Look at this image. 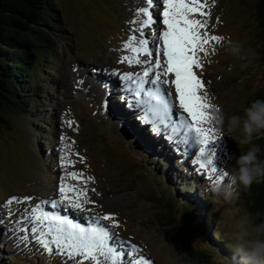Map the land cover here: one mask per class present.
Segmentation results:
<instances>
[{"label": "rangeland", "instance_id": "374dc122", "mask_svg": "<svg viewBox=\"0 0 264 264\" xmlns=\"http://www.w3.org/2000/svg\"><path fill=\"white\" fill-rule=\"evenodd\" d=\"M55 1L61 24L66 28L63 32L68 45L61 50L59 47V56L51 60L53 71L40 82L44 84L42 108L37 110L34 103H29L21 114L8 115V121L0 122V218L4 220L0 224V264H65L59 255L50 256L34 241L21 243L11 230L5 231L11 226L17 229L16 236H23L20 229L25 227L21 221L25 210L40 200L59 199L61 177L66 178L65 182L72 181L67 184L78 189L86 188L91 201L84 205L91 211L78 213L74 210L72 216L77 214L86 225L89 216L114 214L119 222L114 229L115 242L123 241V244L118 243V251L123 252L128 241L141 249L130 256H122L118 264H131L141 255L153 260L154 264H205L197 257L199 240L180 229L186 222L180 221L178 213L174 215L167 209L161 193L162 182L170 185L173 191L177 190L176 194L183 182L189 184L185 193L197 200L201 198L211 180L207 171H199V165L192 163L197 153L188 150L184 155L182 148L168 141L163 131L157 134L152 131L151 124L142 125L140 112L130 110L114 86L107 107L102 109L86 88L88 85L84 84L92 77L87 75L85 67L103 72L114 67L116 70L133 67L142 73L145 65L132 66L127 61L121 62V57L126 54L123 43L132 35L139 38L138 29L146 17L137 9L146 6V0L141 3L140 0ZM259 1L214 0L213 3L208 0L206 11L210 16L197 15V18L207 20L210 35L223 37L219 43L211 42L206 46L207 56L199 53L203 67L196 71L207 82L202 92L207 93L210 103L222 108L226 121L234 114L242 116L257 92H264V65L257 50L261 28L257 14ZM152 11L154 19L157 11L162 13L156 6H152ZM152 32V26L145 29L150 40ZM228 41L239 43L238 54L231 53L226 45ZM155 46H159V41ZM172 77L169 74L168 80ZM162 79L166 77L162 76ZM164 87L175 104L176 119H173L178 120L181 114L187 117L179 108L174 85L169 82ZM110 104L115 107L108 109ZM128 112L131 113L129 117L126 116ZM134 113H138L136 118ZM39 120L48 125L42 130L41 127L29 129L30 124ZM68 120L74 121L73 126L66 123ZM205 126L214 128L210 124ZM62 135L65 137L63 142ZM218 137L214 146H210L216 149L213 164L217 169L234 165V157H239L251 146L240 145L229 135ZM192 138L196 141L194 134ZM62 144L67 145L64 152L74 162L66 168L59 166ZM73 171L83 173V178L77 180L66 175ZM87 177L94 179L85 183ZM191 178L194 180L189 182ZM254 194L257 198L256 191L241 187L231 203L212 194L215 197L212 202L214 225L230 243L241 216L249 211L246 200L249 197L254 200ZM12 196H31L33 199L8 205L7 200ZM178 205L175 202V207ZM45 206V210L54 211L50 203ZM72 216L70 218H74ZM103 223L111 225V221ZM167 226L180 236L185 252L165 235ZM130 251L129 248L125 253Z\"/></svg>", "mask_w": 264, "mask_h": 264}, {"label": "snow or ice", "instance_id": "6c2138e0", "mask_svg": "<svg viewBox=\"0 0 264 264\" xmlns=\"http://www.w3.org/2000/svg\"><path fill=\"white\" fill-rule=\"evenodd\" d=\"M152 6L162 9V13L157 11L156 19L153 18ZM208 7V0H146V6L137 9L146 17L138 29L139 38L132 35L123 43V48L129 50L132 55L121 57V62L127 61L130 65L143 64L145 67L142 73L124 72L117 75L123 82L121 99L130 109L140 112L139 119L151 124L153 132L159 134L163 131L168 141L177 145L184 144L186 146L183 150L184 155L188 154L191 138L193 134L195 135L200 147L197 158L192 163L199 165V171H207L210 180H215L223 179L225 175L222 168L217 169L213 164L215 147H209L219 137L214 128L205 126L210 124L211 114L208 110L213 104L210 103L207 93L202 92L207 82L201 79L196 71L202 70L203 67L199 53L207 56L206 46L211 42L219 43L223 40L219 35L209 34L206 19L197 18V15L210 16V12L205 11ZM161 16L163 27L160 25ZM149 26L153 27L151 40L145 35V29ZM156 41L160 42L159 47L155 46ZM161 55L165 58L163 63ZM169 74H174V79L171 81L161 79L162 75L167 77ZM169 82L174 85L179 108L187 117L181 114L178 120L173 119L175 104L171 94L164 87ZM102 106L107 107L106 97ZM66 123L71 127L74 121L68 120ZM60 139L63 142L65 137L62 135ZM66 147L67 145L62 144V154L59 156L61 168L74 163L67 158L64 152ZM83 159L81 157V160ZM66 175L77 180L83 178V173L74 171ZM92 179L94 178L87 177L84 182ZM59 193V199L40 200L25 210V215L21 217L25 227L20 229L24 232L23 236H16L17 229L11 226L5 231L11 230L13 236L21 243L34 241L50 256L59 255L65 264L69 261L71 264H118L122 256H130L141 251L131 241H128L130 252L123 253L117 250L113 241L117 240L114 229L119 226V222L114 218V214L89 216L86 225L61 214L59 211L61 208L75 210L78 213L91 211L84 207L91 202L86 188L78 189L67 184L65 178L61 177ZM32 199L31 196H12L7 200V204ZM49 203L54 211H46L42 206ZM11 215L9 212V216ZM103 221H111V225ZM3 223V218H0V224ZM117 242L123 244V241ZM131 264H154V261L141 255Z\"/></svg>", "mask_w": 264, "mask_h": 264}, {"label": "trees", "instance_id": "16d2710c", "mask_svg": "<svg viewBox=\"0 0 264 264\" xmlns=\"http://www.w3.org/2000/svg\"><path fill=\"white\" fill-rule=\"evenodd\" d=\"M257 14L261 25L257 50L264 65V0L258 2ZM63 29L66 28L61 24L55 0H0V122L8 121V115L21 114L29 103H34L37 110L42 108L45 97L44 84L40 82L53 71L51 60L59 56V47L61 50L68 45ZM38 85L40 87L35 88ZM257 98H264V92H257L252 100ZM47 125L46 121L39 120L30 124L29 129L41 127L42 130ZM252 144L258 145L264 156V135L254 138ZM161 185L167 209L174 215L178 213L180 221L186 222L180 229L191 233L192 239L199 240L196 242L200 244L199 261L230 264L234 250L229 247L230 241L222 235L221 229L214 225L212 202L215 197L205 191L198 201L190 193H185L189 184L183 182L177 194V190L173 191L165 182ZM250 190L257 192V198L254 194L255 199L251 201L248 196V209L259 213L255 217L259 221L264 219V179H257ZM175 202L179 204L176 207ZM164 231L185 252L184 243L180 236L175 235V230L167 228ZM187 251L190 252L189 249Z\"/></svg>", "mask_w": 264, "mask_h": 264}, {"label": "clouds", "instance_id": "9594fccd", "mask_svg": "<svg viewBox=\"0 0 264 264\" xmlns=\"http://www.w3.org/2000/svg\"><path fill=\"white\" fill-rule=\"evenodd\" d=\"M226 45L232 54L240 52L238 42L228 41ZM208 111L209 123L217 136L229 135L240 145H251L239 157H234V165L223 169V179L211 180L208 185V192L231 203L241 187L250 188L257 179H264V156L260 147L252 144L254 138L264 135V98L250 101L242 116L234 114L227 121L219 106L213 104ZM257 215L259 213L247 211L241 216L229 245L234 250L230 264H264V219L257 221Z\"/></svg>", "mask_w": 264, "mask_h": 264}, {"label": "bare ground", "instance_id": "6f19581e", "mask_svg": "<svg viewBox=\"0 0 264 264\" xmlns=\"http://www.w3.org/2000/svg\"><path fill=\"white\" fill-rule=\"evenodd\" d=\"M142 1L140 0V3ZM206 11V9H205ZM207 18V17H206ZM163 27V25L161 26ZM140 36V35H138ZM159 46H160V42H159ZM158 46V47H159ZM126 55H132V53L126 49ZM144 58H147V57H142V59ZM150 59V58H148ZM165 58L161 55V60H164ZM128 63V62H127ZM129 64V63H128ZM135 64V63H133ZM133 64H131L133 66ZM109 65V64H108ZM143 67V66H142ZM145 67V66H144ZM138 69V68H137ZM136 68H127V69H119V70H116L115 67L114 68H110L108 69V71L106 72H103V71H93V69H89L87 67H85V72L87 73V75H92V77L88 80H86V82L84 83L85 85H88L86 88L88 89V91L90 93L93 94L94 96V101L96 102V104L98 103V107L102 108L103 109V102H104V99L106 97V99L109 98L110 96V93L112 92L111 88L112 86H114L115 90L119 93L122 94V86H123V82L121 81V79L119 78V75L118 74H122L124 72H134V73H138ZM140 73V72H139ZM81 73L78 72V75H80ZM150 75H154V74H150ZM163 76V75H162ZM172 78L171 79H174V74H172ZM165 78V77H164ZM162 79V77H161ZM166 79H168V76L166 77ZM170 79V78H169ZM147 86H150V85H147ZM146 86V87H147ZM169 89V88H168ZM213 98V97H212ZM124 102V101H123ZM125 103V102H124ZM179 103V102H178ZM126 104V103H125ZM111 109V107H115V104H110L108 105V109ZM129 108V107H128ZM115 109V108H114ZM130 110H133V109H130ZM114 111V110H113ZM130 112L126 113V116H130ZM133 114V113H132ZM138 115V113H134V118H136ZM138 122V121H137ZM141 122V121H140ZM149 124L147 123L146 126H148ZM138 128V127H136ZM193 137V136H192ZM193 139V138H192ZM214 142L212 144L209 145L210 146H214L213 145ZM179 148H182V151L184 150V148L186 147L184 144H179L178 145ZM199 143L197 142V140L195 141L194 139L190 141V145L188 147V150L190 152H194V153H197L198 154V151H199ZM178 148V150H179ZM65 178V177H64ZM66 180V178H65ZM67 182H72V181H67ZM66 182V183H67ZM73 183V182H72ZM85 189V188H84ZM58 192H59V189H58ZM90 195V194H89ZM55 199H58V198H55ZM19 205V204H18ZM45 208H47V206L45 205H42ZM47 211V210H46ZM59 211L61 212L62 215H68L69 217L72 216V212H74V210H66V211H63V208L59 209ZM77 215V214H76ZM72 216L74 217V219H77L78 222H81V218H79V216ZM113 243L115 244L117 250L120 249V244L116 243L115 241H113ZM128 247H125L124 245V248H122V251L123 253H125L126 251H128Z\"/></svg>", "mask_w": 264, "mask_h": 264}, {"label": "water", "instance_id": "95a60500", "mask_svg": "<svg viewBox=\"0 0 264 264\" xmlns=\"http://www.w3.org/2000/svg\"><path fill=\"white\" fill-rule=\"evenodd\" d=\"M168 226H170V225L168 224ZM168 226H167V227H168ZM168 228H169V227H168Z\"/></svg>", "mask_w": 264, "mask_h": 264}]
</instances>
